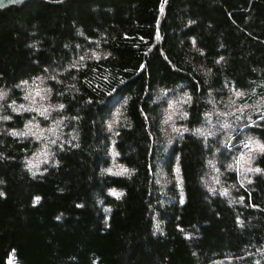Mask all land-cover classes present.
<instances>
[{
	"label": "trees",
	"instance_id": "obj_1",
	"mask_svg": "<svg viewBox=\"0 0 264 264\" xmlns=\"http://www.w3.org/2000/svg\"><path fill=\"white\" fill-rule=\"evenodd\" d=\"M38 82L47 118L18 112ZM239 92L264 100V0H0V264H264V106L249 171L242 134L197 133Z\"/></svg>",
	"mask_w": 264,
	"mask_h": 264
},
{
	"label": "rangeland",
	"instance_id": "obj_2",
	"mask_svg": "<svg viewBox=\"0 0 264 264\" xmlns=\"http://www.w3.org/2000/svg\"><path fill=\"white\" fill-rule=\"evenodd\" d=\"M247 96L245 93L239 92L236 95H230L224 104L223 110L215 111L206 117L204 125L197 130V133L206 137L212 138L221 135L226 141L235 139L237 134H242L246 142H249V149L243 156L241 164L244 165L247 171L250 170V164L254 154H257L262 150V145L259 140L252 136L248 131H245L246 124L250 121L247 117L249 112L254 107L264 106V100L257 102L255 100L245 101ZM242 99V100H241ZM160 102L165 104L163 113V124L167 135V144L172 146L179 136L186 132V127L181 122L185 120L186 114L184 112V105L187 101L179 96L166 92L165 96L161 98ZM261 103V104H260ZM260 104V105H259ZM52 105L49 100V90L42 84L36 83L35 85L28 86L26 88V103L19 108L18 112L30 111L38 114L44 118H47L52 110ZM122 119L120 108H117L113 113L109 127L112 129ZM24 131L18 133L19 136H33L36 139L42 141V149L37 153L30 161L29 167L33 172H39L41 167L48 160L49 145L48 141L50 135L56 134V126H52L50 130H47V124L42 125L39 121L30 122ZM115 158V157H114ZM111 174H125L127 170L116 164L108 169ZM178 176L176 174L175 179ZM162 178L159 177V182Z\"/></svg>",
	"mask_w": 264,
	"mask_h": 264
},
{
	"label": "snow or ice",
	"instance_id": "obj_3",
	"mask_svg": "<svg viewBox=\"0 0 264 264\" xmlns=\"http://www.w3.org/2000/svg\"><path fill=\"white\" fill-rule=\"evenodd\" d=\"M258 171V170H257Z\"/></svg>",
	"mask_w": 264,
	"mask_h": 264
}]
</instances>
